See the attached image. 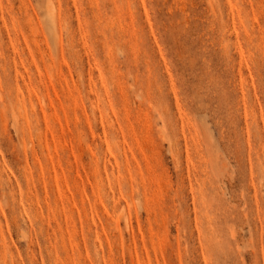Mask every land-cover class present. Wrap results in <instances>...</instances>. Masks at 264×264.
Wrapping results in <instances>:
<instances>
[{
    "label": "rangeland",
    "instance_id": "374dc122",
    "mask_svg": "<svg viewBox=\"0 0 264 264\" xmlns=\"http://www.w3.org/2000/svg\"><path fill=\"white\" fill-rule=\"evenodd\" d=\"M0 264H264V0H0Z\"/></svg>",
    "mask_w": 264,
    "mask_h": 264
}]
</instances>
